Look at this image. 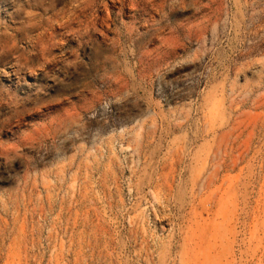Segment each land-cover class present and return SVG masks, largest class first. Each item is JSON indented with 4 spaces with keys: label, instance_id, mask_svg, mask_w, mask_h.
Segmentation results:
<instances>
[{
    "label": "rangeland",
    "instance_id": "obj_1",
    "mask_svg": "<svg viewBox=\"0 0 264 264\" xmlns=\"http://www.w3.org/2000/svg\"><path fill=\"white\" fill-rule=\"evenodd\" d=\"M0 264H264V0H0Z\"/></svg>",
    "mask_w": 264,
    "mask_h": 264
},
{
    "label": "crops",
    "instance_id": "obj_2",
    "mask_svg": "<svg viewBox=\"0 0 264 264\" xmlns=\"http://www.w3.org/2000/svg\"><path fill=\"white\" fill-rule=\"evenodd\" d=\"M41 31H39V33L41 34L42 32V29H40ZM45 43H42L40 40H39V43L37 46H35V51H36V57H37V60L41 65H44V67L46 66V57H47V54H46V47L44 46ZM24 57H26V55L24 54ZM56 57V56H55ZM29 62V59H26V62Z\"/></svg>",
    "mask_w": 264,
    "mask_h": 264
}]
</instances>
